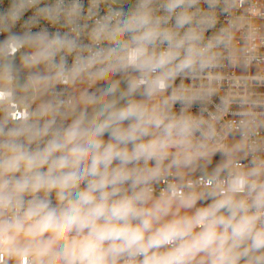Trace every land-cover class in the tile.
<instances>
[{"label": "clouds", "instance_id": "1", "mask_svg": "<svg viewBox=\"0 0 264 264\" xmlns=\"http://www.w3.org/2000/svg\"><path fill=\"white\" fill-rule=\"evenodd\" d=\"M38 2L14 5L7 19L14 25ZM102 2L91 0L86 19L98 18L87 45L68 34L39 32L6 46V56L33 47L24 67L45 64L52 74L21 84L10 64L0 70V105L18 100L27 113L0 119V261L264 264V158L249 142L264 122L252 111L242 113L244 138L228 147L216 129L226 105L207 119L188 112L216 92L219 74L208 72L207 85L192 82L220 66L217 49L230 44V30L205 38L217 20L198 7L201 0H163L159 8L155 0H138L128 12L109 8L99 16ZM204 2L213 9L219 0ZM82 11L74 5L68 23ZM38 14L59 19L53 8ZM61 52L75 53L70 68L63 56L55 63ZM78 81L105 86L32 108L56 84ZM218 151L225 159L206 179H185ZM241 151L253 154L250 167L237 158ZM161 183L166 187L157 194Z\"/></svg>", "mask_w": 264, "mask_h": 264}, {"label": "built area", "instance_id": "2", "mask_svg": "<svg viewBox=\"0 0 264 264\" xmlns=\"http://www.w3.org/2000/svg\"><path fill=\"white\" fill-rule=\"evenodd\" d=\"M28 0H0V60H11L26 53L27 56L32 54L35 49L27 44L20 47L14 56H6L7 45L12 42L13 37H24L25 34H36L46 32L49 36L59 33L61 36L68 34L73 38H77L80 43L87 45L90 43L88 33L94 25L95 19H86L88 9L91 6V0H39L33 6L26 8L19 20L13 25L7 19L14 5L26 4ZM163 0H155L154 7L159 8ZM138 0H129L126 3L117 2L115 0H103L99 6L98 15L103 16L109 8L128 12L132 10ZM76 4L82 5L83 11L81 16L75 20V23H68L67 12ZM238 4V6H237ZM203 11L213 12L216 16V24L205 34V38L220 33L222 29L230 30L232 39L230 44L221 45L217 50L221 53L220 66L213 69L205 70V78L197 79L194 83L195 87H199L201 83L207 85L206 75L208 72L219 74L222 79L219 82H213L216 92L205 101H196L188 112L193 115H203L208 118L209 113L216 114L218 110H223L226 105V111L223 112L220 120L216 124L217 132L222 137L221 143L228 147L234 146L235 141L240 143L243 140L244 129L240 127V122L247 119L242 113L252 111L257 114V120L264 122V103L253 105V101H264V0H219L217 6L210 9L208 4L201 0L198 5ZM53 8L59 12V19L53 23L38 14L39 9ZM194 10V9H193ZM158 15L163 14L160 9ZM170 23H174V20ZM86 26V27H85ZM76 28L79 32L72 29ZM63 56L66 60V66L71 67L75 53L66 54L59 53L55 57V63L59 64ZM0 70H3L0 68ZM18 74L20 79L27 80L31 75H51L45 64L37 69H12ZM119 78V76H117ZM104 82L95 85H89L87 82H77L75 84H56L45 92L32 108L41 101H48L55 96H59L62 100L77 98L80 89L84 88L88 92H96ZM187 85L189 80H185ZM180 84V78L175 82V86ZM171 89L169 90L170 94ZM248 102H245V101ZM181 103L174 105L173 111L179 114ZM27 115L25 109L20 106L18 100L10 99L5 105H0V119H22ZM59 122V120H58ZM71 117L64 123H70ZM199 135V134H197ZM255 141L258 145V151L255 155L264 158V123L256 129L254 134L249 137V142ZM221 153L218 151L216 153ZM237 158L245 166H251L253 154L245 157L244 151L237 153ZM205 171H197L186 175L185 179L192 181L206 179ZM171 180L172 178L169 177ZM166 187L161 183L156 185V192ZM54 196V194H53ZM55 202V201H54ZM13 261H0V264H13Z\"/></svg>", "mask_w": 264, "mask_h": 264}, {"label": "rangeland", "instance_id": "3", "mask_svg": "<svg viewBox=\"0 0 264 264\" xmlns=\"http://www.w3.org/2000/svg\"><path fill=\"white\" fill-rule=\"evenodd\" d=\"M24 57H27L26 53H24V54H23L22 56H20V57L13 58V59H11V60H8V59H6V60H0V68L3 69V66H4L5 64H10V65L12 66V69H37V68H41V67H42V64H40V65H37L36 67H33V68H25L24 65H23V63H22ZM16 75H17V78H18L19 82H20L21 84H23V83L25 82V80L20 79V78H19L20 76H19L18 74H16ZM31 75H34V74H31ZM31 75H30V76H31ZM114 79H119V78H118V77H114ZM104 86H105V84L103 83L98 89L103 88ZM125 86H126V85H125L124 82L122 81V82H121V88H124ZM84 91H85V89H84V88H81V89H80V93H79V95L77 96V98H79L80 94H81L82 92H84ZM106 138H107V137H106ZM236 144H238V142L235 141L234 145H236ZM224 159H225V157H224V155H223L222 152H221V153H220V152H219V153H216L215 156L212 158V160H211L210 163L205 164L204 162H201V165H200L199 167H197L196 170L193 171V172H191L190 174L195 173V172H197V171L212 172V170H213V169H214L219 163H221ZM13 264H14V263H13Z\"/></svg>", "mask_w": 264, "mask_h": 264}, {"label": "water", "instance_id": "4", "mask_svg": "<svg viewBox=\"0 0 264 264\" xmlns=\"http://www.w3.org/2000/svg\"><path fill=\"white\" fill-rule=\"evenodd\" d=\"M115 1H117V2H121V3H126V2H128L129 0H115Z\"/></svg>", "mask_w": 264, "mask_h": 264}]
</instances>
